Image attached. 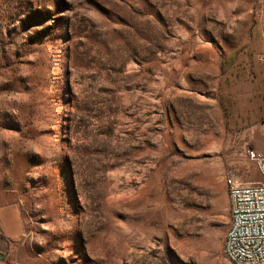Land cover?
I'll list each match as a JSON object with an SVG mask.
<instances>
[{"label":"rangeland","instance_id":"rangeland-1","mask_svg":"<svg viewBox=\"0 0 264 264\" xmlns=\"http://www.w3.org/2000/svg\"><path fill=\"white\" fill-rule=\"evenodd\" d=\"M258 35L264 0H0L3 264H230L226 180L258 154L217 84Z\"/></svg>","mask_w":264,"mask_h":264},{"label":"crops","instance_id":"crops-1","mask_svg":"<svg viewBox=\"0 0 264 264\" xmlns=\"http://www.w3.org/2000/svg\"><path fill=\"white\" fill-rule=\"evenodd\" d=\"M255 36L252 48L231 53L221 71L216 100L223 127L231 132H243L257 154L264 157V38ZM255 167V165H254ZM255 170L231 175L241 182L255 183L261 176ZM249 175V177H246ZM229 206V203H228ZM230 224V215H229ZM23 233V225L13 195L0 185V264L9 249ZM223 245V244H222Z\"/></svg>","mask_w":264,"mask_h":264},{"label":"built area","instance_id":"built-area-1","mask_svg":"<svg viewBox=\"0 0 264 264\" xmlns=\"http://www.w3.org/2000/svg\"><path fill=\"white\" fill-rule=\"evenodd\" d=\"M253 163L261 176L255 183L227 177L230 224L222 253L230 264H264V157Z\"/></svg>","mask_w":264,"mask_h":264}]
</instances>
